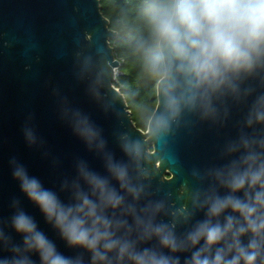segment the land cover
Masks as SVG:
<instances>
[{
	"label": "water",
	"instance_id": "1",
	"mask_svg": "<svg viewBox=\"0 0 264 264\" xmlns=\"http://www.w3.org/2000/svg\"><path fill=\"white\" fill-rule=\"evenodd\" d=\"M115 34L98 0H0V259L14 255L13 245L22 246L11 224L19 210L31 216L64 255L83 252L69 248L27 199L13 176L18 166L67 204L81 163L108 175L109 158L128 162L122 145L139 140L143 167L129 164L132 183L142 189L140 197L133 200L122 192L125 204L110 213L132 225L130 233L121 232L132 240L140 239L143 227L133 223L129 205L143 224L163 222L183 237L205 218V194L213 187L223 192L210 173L226 162L228 143L241 131H252L245 118L252 96L264 93V69L235 80V91L214 96L212 117L202 118L199 110L183 112L162 141L153 134V118L162 109L157 85V104L147 124L149 145L112 84L113 68L119 66L109 45ZM85 120L99 133L91 144L77 131ZM165 169L168 177L163 176ZM157 204L159 212L154 210ZM83 254L87 262L88 254ZM31 259L40 264L38 255Z\"/></svg>",
	"mask_w": 264,
	"mask_h": 264
},
{
	"label": "clouds",
	"instance_id": "2",
	"mask_svg": "<svg viewBox=\"0 0 264 264\" xmlns=\"http://www.w3.org/2000/svg\"><path fill=\"white\" fill-rule=\"evenodd\" d=\"M144 12L149 31L140 47L162 104L153 118L158 140L185 111L212 117L214 96L235 91V80L264 69V0H144ZM245 124L252 131H241L231 140L226 162L210 173L223 192L213 187L205 194V218L183 237L163 222L143 224L129 205L133 223L143 227L140 239L132 240L121 234L130 233L132 225L110 214L125 204L122 192L133 200L140 197L142 189L132 183L129 164L143 167L139 140L122 145L128 162L109 158L108 175L81 163L67 204L22 166L16 167L13 176L27 199L69 248L83 252L64 255L19 210L11 224L22 246L13 245L14 255L0 264H34L32 254L40 264H181L182 255L183 264H264V93L252 96ZM83 125L77 131L91 144L99 133L86 120ZM27 138L32 141L33 134L28 132ZM160 208L155 205V212ZM153 239L156 244L147 243Z\"/></svg>",
	"mask_w": 264,
	"mask_h": 264
},
{
	"label": "trees",
	"instance_id": "3",
	"mask_svg": "<svg viewBox=\"0 0 264 264\" xmlns=\"http://www.w3.org/2000/svg\"><path fill=\"white\" fill-rule=\"evenodd\" d=\"M101 14L116 34L109 39L114 57L121 60V75L113 85L123 95L132 122L142 131L157 104V82L147 71L140 45L148 37L144 0H98ZM168 177L169 174L166 173Z\"/></svg>",
	"mask_w": 264,
	"mask_h": 264
},
{
	"label": "built area",
	"instance_id": "4",
	"mask_svg": "<svg viewBox=\"0 0 264 264\" xmlns=\"http://www.w3.org/2000/svg\"><path fill=\"white\" fill-rule=\"evenodd\" d=\"M115 59H117V58H115ZM118 60V62H119V66L118 67H115V68H113V72H114V77H113V81H117V77L119 76V75H121V70H120V64H121V60H119V59H117ZM113 83V82H112ZM114 86V85H113ZM115 87V86H114ZM118 89V88H117Z\"/></svg>",
	"mask_w": 264,
	"mask_h": 264
},
{
	"label": "rangeland",
	"instance_id": "5",
	"mask_svg": "<svg viewBox=\"0 0 264 264\" xmlns=\"http://www.w3.org/2000/svg\"><path fill=\"white\" fill-rule=\"evenodd\" d=\"M142 134H143L145 140L148 141V138H147V136H148V131H147V130L142 131ZM148 143H149V145H151V141H148ZM158 165H159V162L157 161V162L155 163V167L157 168ZM163 176H166V169L163 171Z\"/></svg>",
	"mask_w": 264,
	"mask_h": 264
}]
</instances>
